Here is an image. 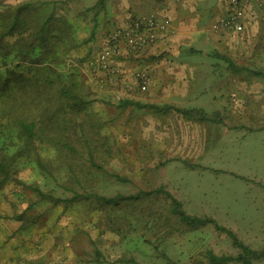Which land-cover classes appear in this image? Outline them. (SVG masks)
<instances>
[{
  "label": "rangeland",
  "instance_id": "374dc122",
  "mask_svg": "<svg viewBox=\"0 0 264 264\" xmlns=\"http://www.w3.org/2000/svg\"><path fill=\"white\" fill-rule=\"evenodd\" d=\"M4 4L12 10L0 12V26L8 25L16 7L26 6L20 18L35 27V0H4ZM46 6L39 4V19L47 15L43 10ZM246 39L247 67L264 72V35H248ZM49 43L57 52L64 51L54 39L50 38ZM100 51L98 48L79 62L61 52L62 70L74 75L86 101L84 111L72 115L79 137L74 140L78 156H64L36 142L39 157L49 162L53 171L43 175L36 167L27 166L16 176L20 184L10 181L0 186V251L35 255V264H130L131 259L137 264H206L208 250L217 255L236 253L229 239L210 225L196 230L183 228L169 213L170 201L164 195L122 202L115 208L100 209L90 202L65 204L63 201L72 193L63 187H72L73 172L87 193L105 197L163 187L188 214L211 217L246 245L262 248L264 80L242 72L231 73L233 78L246 79L237 86L247 90H234L229 98L208 103L203 111L188 110L201 123L177 115L162 118L146 110L118 108V98L97 93L96 86H120L128 91L134 88L120 81L119 69L113 85H101L104 73L97 76L87 64ZM120 52L110 54L109 65ZM236 55L234 59L241 61L239 53ZM23 67L31 68L28 64ZM84 69L96 79V85L86 78ZM138 71L144 72L133 70L132 77L137 91L145 93L149 84L144 91L139 89L135 77ZM235 84L233 81L232 86ZM90 154L102 170L90 167ZM110 175L130 182H117ZM34 186L61 201L42 199L30 188ZM75 190L81 193L79 188ZM254 264H264V260Z\"/></svg>",
  "mask_w": 264,
  "mask_h": 264
},
{
  "label": "crops",
  "instance_id": "0c3cea01",
  "mask_svg": "<svg viewBox=\"0 0 264 264\" xmlns=\"http://www.w3.org/2000/svg\"><path fill=\"white\" fill-rule=\"evenodd\" d=\"M40 3L49 6L43 10L47 11L45 19L51 21L54 30L55 23L61 22L64 32L60 34L63 44L59 46L78 62L87 60L98 48L99 51L106 48L108 34L115 28L126 27L132 20L153 16L167 21L168 29L157 33L155 41L144 47L138 56H131L122 47L120 55L110 61L111 67L120 70V81L134 86L131 91L120 86L103 89L96 86L98 94L118 98V108L146 110L162 118L177 115L201 123L192 117L193 111L191 116L182 111H203L202 108L209 107L208 103L225 100L234 90L245 92L247 88L237 84L242 80L245 83L246 79L233 78L231 73L242 72L264 80L251 74L253 70L244 61L248 52L246 37L264 35V0H237L236 6L242 11L241 30L219 33L212 30V24L236 7L232 0H35V19H39L36 12L41 10ZM7 10L12 8L0 0V12L4 14ZM236 53L241 61L234 59ZM231 65L238 70L233 72ZM86 69L83 74L96 85V79L92 76L91 79ZM136 69L150 77L145 93H139L135 86L132 73ZM233 81H236L234 87ZM122 101L152 108L120 107ZM185 141H190L188 136ZM4 252L0 251V264H35V255Z\"/></svg>",
  "mask_w": 264,
  "mask_h": 264
},
{
  "label": "trees",
  "instance_id": "16d2710c",
  "mask_svg": "<svg viewBox=\"0 0 264 264\" xmlns=\"http://www.w3.org/2000/svg\"><path fill=\"white\" fill-rule=\"evenodd\" d=\"M25 7L15 9L8 25L0 26V186L10 181L20 184L16 176L27 166L36 167L43 175L52 174L51 164L39 157L37 141L53 147L64 156H78L74 140L79 137L73 116L82 113L86 104L79 92L78 83L74 82V75L62 70V53L67 54L68 50L57 52L55 46L49 43L52 38L57 44H63L60 36L64 32L61 22L55 23L54 30L51 21L44 17L35 19V27L32 28L29 26L30 21L20 18ZM24 64L31 68L25 70ZM231 70L236 72L238 69L231 65ZM250 73L264 78V72ZM129 105L152 108L130 101L119 103L120 107ZM182 114L191 116L190 111H182ZM88 163L91 168L102 170L95 163L92 154ZM73 174L74 172L72 180L70 179L72 187H63L72 193L70 198L63 201L65 204L90 202L100 209L115 208L122 202L129 203L141 197L164 195L170 201L169 213L183 228L196 230L210 225L215 231L223 233L236 251L235 254L217 255L208 250L205 253L206 264H254L264 260V246L253 249L213 218L188 214L182 204L163 187L149 192L140 191L135 195L105 197L95 192L87 193L82 188L81 180ZM110 177L120 183L130 182L118 175ZM76 187L81 193L75 190ZM30 188L42 199L48 198L56 203L61 201L43 194L37 186ZM167 262L170 263L168 259ZM128 263L137 264L133 259Z\"/></svg>",
  "mask_w": 264,
  "mask_h": 264
},
{
  "label": "built area",
  "instance_id": "2783aa9c",
  "mask_svg": "<svg viewBox=\"0 0 264 264\" xmlns=\"http://www.w3.org/2000/svg\"><path fill=\"white\" fill-rule=\"evenodd\" d=\"M234 7L237 0H232ZM241 12L236 6L227 16L212 24L214 32L225 30L239 31L241 29ZM168 29L167 21H159L153 16L144 19L132 20L124 28H115L107 36V46L95 57L88 59V66L94 73H104V78L100 79L101 85H113L115 82V72L110 69V54H118L121 46L124 45L130 54L138 56L147 45L155 41L156 35ZM139 89L144 91L149 84V76L144 72H136Z\"/></svg>",
  "mask_w": 264,
  "mask_h": 264
}]
</instances>
